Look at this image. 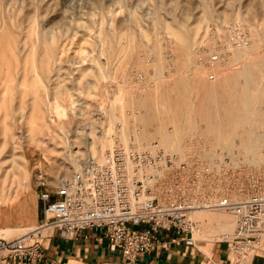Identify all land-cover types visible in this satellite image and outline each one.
I'll use <instances>...</instances> for the list:
<instances>
[{"label":"rangeland","instance_id":"obj_1","mask_svg":"<svg viewBox=\"0 0 264 264\" xmlns=\"http://www.w3.org/2000/svg\"><path fill=\"white\" fill-rule=\"evenodd\" d=\"M138 138L237 154L241 195L264 189V0H0V236L30 228L2 219L36 213L41 172L53 191ZM193 217L196 241L234 229L226 211Z\"/></svg>","mask_w":264,"mask_h":264},{"label":"built area","instance_id":"obj_2","mask_svg":"<svg viewBox=\"0 0 264 264\" xmlns=\"http://www.w3.org/2000/svg\"><path fill=\"white\" fill-rule=\"evenodd\" d=\"M134 140L84 162L53 191L41 172L42 220L19 236H0V264H39L46 238L56 232L71 238L87 228L101 230L130 264L155 249L159 234L194 245L199 225L193 212L202 208L233 216V231L219 239L230 264H252L257 257L264 264V189L256 183L255 191L241 195L247 191L240 183L244 159L227 151L206 155L201 143L177 155L157 140L140 146ZM219 180L225 185H216Z\"/></svg>","mask_w":264,"mask_h":264},{"label":"crops","instance_id":"obj_3","mask_svg":"<svg viewBox=\"0 0 264 264\" xmlns=\"http://www.w3.org/2000/svg\"><path fill=\"white\" fill-rule=\"evenodd\" d=\"M41 204V208H40ZM43 216V202L37 200L36 213L31 219L7 221L2 219V230L15 229L16 225L28 227L38 225ZM19 236L18 234L11 237ZM160 242L155 249L143 253L130 264H230L225 242L196 241L188 245L174 240L173 233L159 234ZM44 255L39 264H124L125 259L118 250L110 248L104 233L97 228H87L75 237H63L56 232L43 241ZM254 258L252 264H257ZM260 259V258H259Z\"/></svg>","mask_w":264,"mask_h":264},{"label":"bare ground","instance_id":"obj_4","mask_svg":"<svg viewBox=\"0 0 264 264\" xmlns=\"http://www.w3.org/2000/svg\"><path fill=\"white\" fill-rule=\"evenodd\" d=\"M57 101V100H56ZM59 104V103H58ZM61 106V104L59 105ZM56 107V105H55ZM63 108V107H62ZM59 109V108H58ZM236 117H240V114L238 112H235L234 108H230V114L228 115V117H226V119L224 120V125L223 123H220L218 124V132H219V135L217 137V143H219L218 145L225 147L227 144H228V138H224V134H227L226 132L228 131L227 129H230L231 127L234 126L235 122H236ZM223 122V121H222ZM226 131V132H225ZM228 136V135H227ZM168 142H170V144H174L177 142L176 139H166ZM199 141V140H198ZM114 142V141H113ZM134 144L137 145V146H140L142 144L143 141H140L139 138L138 139H135L134 141ZM125 145H130L131 142H129V140H125L124 141ZM127 143V144H126ZM203 143V142H202ZM114 146V145H113ZM207 146V145H206ZM192 147V146H191ZM196 147V146H195ZM216 148V147H215ZM93 151V150H92ZM221 151V150H220ZM217 149H213L208 147L206 149H204V153L206 155H213V154H220ZM95 152V151H94ZM94 155V154H93ZM96 155V153H95ZM215 210L214 208H202V209H199V210H196L193 212V215L194 216H198L202 213H207V211H213Z\"/></svg>","mask_w":264,"mask_h":264}]
</instances>
